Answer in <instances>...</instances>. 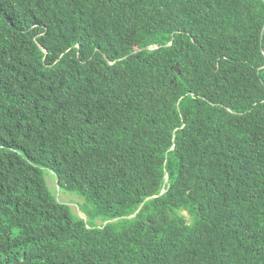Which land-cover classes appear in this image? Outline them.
I'll return each mask as SVG.
<instances>
[{"label":"trees","instance_id":"16d2710c","mask_svg":"<svg viewBox=\"0 0 264 264\" xmlns=\"http://www.w3.org/2000/svg\"><path fill=\"white\" fill-rule=\"evenodd\" d=\"M0 264H264V0H0Z\"/></svg>","mask_w":264,"mask_h":264},{"label":"rangeland","instance_id":"374dc122","mask_svg":"<svg viewBox=\"0 0 264 264\" xmlns=\"http://www.w3.org/2000/svg\"><path fill=\"white\" fill-rule=\"evenodd\" d=\"M46 178L51 190L61 202L68 204L76 215L84 218L85 220H90V217L85 214V210L82 205L84 200L81 197L61 190L58 185L57 176L54 172L46 170ZM96 222L98 223L100 221L97 220Z\"/></svg>","mask_w":264,"mask_h":264},{"label":"water","instance_id":"95a60500","mask_svg":"<svg viewBox=\"0 0 264 264\" xmlns=\"http://www.w3.org/2000/svg\"><path fill=\"white\" fill-rule=\"evenodd\" d=\"M156 46H149L148 48H155Z\"/></svg>","mask_w":264,"mask_h":264}]
</instances>
